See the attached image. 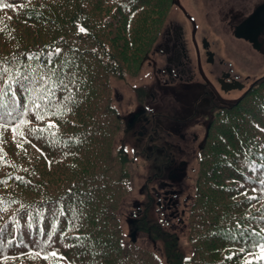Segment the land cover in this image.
<instances>
[{
	"label": "trees",
	"instance_id": "1",
	"mask_svg": "<svg viewBox=\"0 0 264 264\" xmlns=\"http://www.w3.org/2000/svg\"><path fill=\"white\" fill-rule=\"evenodd\" d=\"M171 3L0 0V264H162L121 241L111 81L139 73ZM193 172L188 253L152 228L165 264H264V74L216 108Z\"/></svg>",
	"mask_w": 264,
	"mask_h": 264
},
{
	"label": "rangeland",
	"instance_id": "2",
	"mask_svg": "<svg viewBox=\"0 0 264 264\" xmlns=\"http://www.w3.org/2000/svg\"><path fill=\"white\" fill-rule=\"evenodd\" d=\"M256 2L172 0L163 32L139 73L125 82L111 81L112 101L121 122L114 143H121L129 157L126 191L117 210L121 241L130 240L153 252L162 264V244L153 234L154 223L167 234H175L179 248L188 253L183 215L178 212L185 211L191 198L196 151L209 120L216 108L234 102L253 79L264 74V37H260L257 49H249L235 37L237 17L226 15L227 10L246 12ZM169 21L181 29L186 78L170 79L164 70V32ZM205 43L211 61L206 60ZM221 70L240 80L241 88L221 90L216 80ZM136 87H144L140 100L133 91ZM169 157L185 162L177 179L168 180L178 191L177 215L173 218L154 204L161 182L166 181Z\"/></svg>",
	"mask_w": 264,
	"mask_h": 264
},
{
	"label": "flooded vegetation",
	"instance_id": "3",
	"mask_svg": "<svg viewBox=\"0 0 264 264\" xmlns=\"http://www.w3.org/2000/svg\"><path fill=\"white\" fill-rule=\"evenodd\" d=\"M264 3V0H257L256 3H254L246 12H233L232 10H227L226 15L230 19H233L234 17H237L235 25L241 23L258 5ZM197 11V8H196ZM229 25L228 23L226 24ZM231 25V24H230ZM234 26V25H233ZM232 26V28H233ZM181 29L174 23L168 22L167 28L164 32V42H163V49H164V55L166 57V65L164 70L169 75V78L172 79L174 77L176 78H183L188 77L187 74V67H186V57L184 54V49L181 41ZM252 33L248 34L249 37H251ZM237 37V36H235ZM233 37V38H235ZM260 37H264V25L257 31L256 34H254V37H252V40H248V38L238 37L236 39L244 41L246 45L249 47V49H257V46L259 47L258 43H260ZM203 51L207 56L211 57L210 49H208V45L206 43L203 46ZM211 61V60H209ZM168 80V79H167ZM216 80L221 82L223 86H229V85H235L237 86L238 83L241 81L236 79L233 75H231L226 70H221L217 76ZM237 82V83H236ZM174 159L167 158V163L165 167V178L166 181H162L160 184V193L159 195L155 196L156 200L154 202L157 209H162V211L166 212V217L173 218L177 215L176 206L179 204L178 197H177V189L172 185V182H169L168 180H174L177 179L178 173H182V168L184 166V160L183 159ZM182 204H184V201L182 200ZM138 212V211H137ZM139 213V212H138ZM178 213H182V210Z\"/></svg>",
	"mask_w": 264,
	"mask_h": 264
},
{
	"label": "water",
	"instance_id": "4",
	"mask_svg": "<svg viewBox=\"0 0 264 264\" xmlns=\"http://www.w3.org/2000/svg\"><path fill=\"white\" fill-rule=\"evenodd\" d=\"M264 25V3L258 5L241 23L238 24L235 35L237 37L248 38V40H252L254 34ZM252 33L251 37L248 34ZM209 61V57L206 58ZM220 89L226 91L232 88H241L242 85L238 84L237 86L229 85L223 86L219 81ZM140 112H137L135 116H137ZM133 234L131 233V239L133 240Z\"/></svg>",
	"mask_w": 264,
	"mask_h": 264
}]
</instances>
